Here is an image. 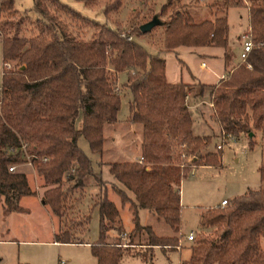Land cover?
<instances>
[{
    "label": "trees",
    "instance_id": "16d2710c",
    "mask_svg": "<svg viewBox=\"0 0 264 264\" xmlns=\"http://www.w3.org/2000/svg\"><path fill=\"white\" fill-rule=\"evenodd\" d=\"M176 1L164 0L159 10L164 16L163 49L178 45L222 46L224 63L228 65L231 52L227 48L226 17L194 22L188 11L172 9ZM109 2L103 6L104 16L120 4L119 0ZM239 5L247 7L252 46L244 61L229 67L208 94L219 129L234 138L245 135L248 147H252L255 131L264 133V0H220L216 9L223 11L227 6ZM32 9L36 14L31 21L33 32L21 35L20 21L8 17L18 11L13 0H0V13L5 15L0 22L1 61L11 62L1 77V211H22L19 198L35 193L23 171L7 169L9 164L22 163L25 154L44 184H53L42 191L40 199L58 217L64 213L67 190L81 188L84 177L93 174L98 184V234L89 246L97 264H117L120 256L136 245L142 250L130 253L139 255L143 264H153V247L175 248L177 233L181 235L180 180L196 163L218 164L216 151L200 153L210 137L191 130L184 102L186 85L166 81L164 58L157 52L149 53L132 37L128 39L129 31L83 15L60 0H32ZM59 12L91 27L89 37L69 35L60 24V16H56ZM138 25L131 29L133 34L142 33ZM124 69H128L125 86L129 92L126 120L140 124L141 141L140 161L107 163L109 173L121 185L113 183L111 189L121 204L129 202L132 209L133 226L125 232L126 242L122 245L120 234L124 231L118 209L106 195L105 182L92 173L90 158L76 140L82 135L90 151L101 152L103 125L116 120L119 108V95L111 84ZM79 114L80 125L75 127ZM174 141L195 156L181 167L170 164ZM22 143L24 149L20 147ZM202 157L205 162H197ZM64 174L72 180L65 189L61 183ZM258 175L261 185L257 188L232 196L226 205L210 206L199 213L200 230L192 237L188 258L180 264H264V249L259 243L264 238V162L258 166ZM140 208L164 222L170 233L157 234L151 224L140 223ZM110 229L116 234L108 241ZM54 238L60 242L82 241L61 227Z\"/></svg>",
    "mask_w": 264,
    "mask_h": 264
},
{
    "label": "rangeland",
    "instance_id": "374dc122",
    "mask_svg": "<svg viewBox=\"0 0 264 264\" xmlns=\"http://www.w3.org/2000/svg\"><path fill=\"white\" fill-rule=\"evenodd\" d=\"M69 6L73 7L81 14L92 17L101 22H105L112 27H118L124 31H129L134 41L141 44L149 53H158L164 58V68L169 80L177 78L179 73L181 77L187 76V65L190 71L197 68V58L195 54L189 52L187 46H180L176 51L174 48L169 50L163 49V34L164 28L161 24L154 25L148 32L133 34L131 29L146 20H148L154 13L159 14L160 7L164 0H119L120 4L116 9H109L104 16L102 10L105 4H109L110 0H60ZM212 5L215 8L214 0H177L172 9H184L190 13L191 19L194 22H200L201 17L197 16L198 11H207V7ZM13 6L18 11L12 15H8L11 21L19 20V34L29 36L33 31L32 18L36 16L32 9V0H13ZM171 10L169 8L167 13ZM49 13L53 12L52 7L49 8ZM61 13V14H60ZM25 14L26 16H21ZM60 16L61 25L69 35H75L80 38H88L92 28L77 19L76 17L67 14L66 12H59L56 16ZM5 16L0 13L1 18ZM208 16V15H203ZM164 19V16H160ZM227 19L229 24L228 37L232 44L227 43V48L234 53L228 61V68L236 65L242 61L237 58L238 42L234 41V34L240 30V33L247 32V18L246 11L243 6H231L227 10ZM203 20V19H202ZM3 29L0 25V30ZM239 33V34H240ZM239 36V35H238ZM179 46V45H178ZM233 52H232V48ZM177 49V48H176ZM1 46H0V69H1ZM124 69L117 73V76L112 81V88L115 93L119 95V108L116 113V120L111 123L103 125V145L101 152H92L89 150L85 138L80 135L77 137L76 143L83 150V152L90 158L92 173L98 174L105 182V190L107 197L114 202L118 209L119 217L126 233L128 229L133 226L132 209L129 208V202L121 204L119 196L111 189V185L118 184L117 180L109 173L107 163L110 161H124L137 160L140 161V141H141V127L139 123L128 122L126 117L128 115V100L129 92L125 86L126 72ZM195 83V82H194ZM190 82L185 87L187 92L184 102L191 104L195 101L191 95L192 90H197V85ZM197 100V98H196ZM207 99L206 102L201 103L198 100L196 108H198L207 123L212 129L205 128L204 131L210 137V141L205 149L201 150L203 154L205 150L216 151L218 153L217 165H193L190 171L180 180L179 183V204L181 209V218L186 224V228H182L180 222L179 233H177V249L180 246H190L191 241L197 236L200 230L197 224L199 213L205 208L210 207L219 202L224 197L227 199L226 204L230 202V198L234 195L245 193L248 189H255L261 185L259 182L258 166L264 162V148L262 146L264 133L255 131L253 136L254 144L248 147L247 138L245 135H240L233 139H224L221 142V148H215V144L220 142L216 125L208 118L209 107L211 103ZM188 109V106H187ZM191 118L194 124L197 125L195 119V110L189 109ZM188 110V111H189ZM190 118V119H191ZM75 127L80 125V114L75 120ZM199 132V129H194ZM171 159L170 164L181 167L183 163H188L194 159V155L186 153L178 142H173L171 145ZM199 163L205 162V157L198 158ZM192 166V165H191ZM16 168L26 173L28 176L31 189L34 190L32 196H24L21 198V204L28 208L26 214H11L7 217V223L10 227L8 235L0 233V236H13L15 238H37L40 242L16 244L1 243L0 251L3 259L0 264H16V259L20 263L27 264H58V259H64L63 264H96L95 258L91 255L90 246L86 243L73 242L62 243L60 246L47 242L52 239V232L58 227L68 229L71 237L82 241L93 242L98 234V214L95 200L97 199L98 184L93 178V174L84 177V185L80 187H70L67 190L68 198L65 204V210L61 217L55 216L49 207L44 204L40 197L42 191L53 186V184H44L42 177L37 174L34 166L30 163L16 164ZM72 171V170H70ZM62 187L65 189L72 183V180L66 179V175L62 176ZM264 185V183H263ZM127 195L131 196L129 190ZM43 204H41V202ZM224 204V205H226ZM215 206V205H214ZM1 208V207H0ZM139 221L142 224H151L157 234L170 233L168 226L157 220L147 209H138ZM87 216V220L85 218ZM58 221V222H57ZM1 223V214H0ZM12 228L14 230H12ZM188 230L192 231L193 239L187 240L186 235ZM116 231L114 229L108 230V241L115 238ZM125 235V234H124ZM121 236V235H120ZM136 240V239H135ZM120 241L126 242L125 236ZM260 247L264 249V238H260ZM139 251L142 247L135 246L127 249ZM155 264H169L163 261L162 252L159 248H153ZM175 256V254H173ZM173 256L171 264H175V257ZM138 258V257H137ZM138 261L135 257L123 258L119 264H135ZM164 262V263H163Z\"/></svg>",
    "mask_w": 264,
    "mask_h": 264
},
{
    "label": "crops",
    "instance_id": "0c3cea01",
    "mask_svg": "<svg viewBox=\"0 0 264 264\" xmlns=\"http://www.w3.org/2000/svg\"><path fill=\"white\" fill-rule=\"evenodd\" d=\"M219 1L220 0H214V4H217ZM239 6H243L245 8L246 18H247V7L245 5H239ZM229 7H231V6H227L222 11L219 8L216 9V5H215V8L212 7V5H209V7L206 8L207 11H204V10L203 11H198L197 12V16L198 17L202 16L200 18L201 20L202 19L213 20L215 17H217L219 15H224L226 17V22H227V33H226L227 43L228 44H232V41L229 40V37H228L229 24H228V19H227V10H228ZM204 14L208 15V16H203ZM247 27H248V25H247ZM239 33H240V30H238V32L234 34V38H235L234 41L238 42V46H239V40H238ZM180 46H186V45L176 46V47H174L173 51L178 50L180 48ZM187 47L189 48V52L195 54V56L197 58V68L195 70H193V71H190L189 67L187 65H185V69L187 70V76L182 78L181 74L179 73L177 78H175L174 80H169L167 78V75H166V72H165V68H164V76H165L166 81H168V82H178V81H180V82L184 83L186 86H188L190 84V82H192V83L195 82L194 84L197 85V90H192L191 89V91H190V92H192L191 97L195 101H191L190 105H188V103L186 102V106H188V110L190 108H193L195 110V115H196L195 121H196L197 125L194 124V120L191 118V112L189 110V114H190V118H191V130H192L193 134L202 136V135H206V133L204 131L205 128L212 129V127H211V124L209 125L207 123V120L203 116L202 112L198 108H196L197 104H194V103H196L198 100H200L201 103H204V102L207 101V99L209 98V94L208 93H209V90H210L211 86L213 84H215L220 78H222L225 75V73H226V71L228 69V66L225 65V63H224V57H223L224 48L222 46H217V45H213V44H207V45L187 46ZM234 47L235 46H233V48L231 49L232 52H233ZM238 49H239V47H238ZM237 52H238V50H237ZM231 56H233V58H235L234 57V53ZM200 84H203V86L201 87ZM196 98H197V100H196ZM209 109H210L209 112L206 113L207 114V118L212 123H214V125H216L217 129H219V126H218V123H217L216 119L213 118V116H212V108L209 107ZM116 122H117V119H116ZM194 129H199V132H195ZM25 175H26V173H25ZM26 178H27V181H28V176L27 175H26ZM28 185L31 187V185L29 184V181H28ZM32 195L33 194L23 195V196H21L19 198L18 203H19L20 206L23 207L22 211H10L8 213H3L1 211V208H0V214H1L0 233L3 232V234L8 235L9 231L11 230L10 227L8 226V223H7V217L9 215H11V214L18 215V214H26V213H28V208L21 204V198L24 197V196H32ZM222 198H224V197H222ZM41 204H43V203L41 202ZM216 204H218V203H216ZM216 204H214V205H216ZM214 205H212V206H214ZM180 216H181V209H180ZM181 223H182V228H186V224H185V222H184V220L182 218H181ZM58 228L59 227H58V223H57L56 228L52 232V235H53L52 239L48 240L47 242H51L52 244L57 245V246H60V244H62V243H73V242L56 241L55 238H54V234L57 232ZM12 230H14V229L12 228ZM128 230H130V228ZM188 231H190V230H188ZM124 234H125V231L120 234L121 238H124V236H126V234L125 235ZM38 241L40 242V240H37V238H33V237H31V238H28V237L15 238L13 236H10V237L9 236H5V237L0 236V244L1 243L15 244L14 242H16V244H18L20 242H23L22 244H24V243H34V242H38ZM80 243H86V244L89 245L91 242L81 241ZM153 248H159V247H153ZM159 249L162 252L163 261L165 260L169 264H171V262H172V259H173V256H174L173 254H175V256H174L175 257V264H180L181 260L188 258L189 251H190L189 244H188V247L187 246H180L178 249L176 247L172 248V249L167 248V247L159 248ZM153 255H154V252H153V249H152V261H153V264H155V262L153 260V257H154ZM92 256L95 258V262L97 264V258L94 255H92ZM127 257L128 258L135 257L136 259H138V261L135 264H143V261H142V259H141V257L139 255L132 254L128 250H126L120 256L117 264H119L121 259L127 258ZM2 259H3V255L1 254V251H0V262L2 261ZM15 263L18 264L20 262H18L17 259H16ZM63 263H65L64 259L59 258L58 259V264H63Z\"/></svg>",
    "mask_w": 264,
    "mask_h": 264
},
{
    "label": "built area",
    "instance_id": "2783aa9c",
    "mask_svg": "<svg viewBox=\"0 0 264 264\" xmlns=\"http://www.w3.org/2000/svg\"><path fill=\"white\" fill-rule=\"evenodd\" d=\"M127 38L129 39V38H131V36L130 35H127ZM238 40H239V50H238V53H237V58H238L239 61H244V59L247 56V52L250 50V48L252 46V42H251V40H250V38L248 36V31L247 32L240 33L239 36H238ZM247 66H249V64H247ZM10 67H11V62L10 61H7V60L2 61V65H1V69H0V93H1V89H2V86H1V77H2L3 71L5 69L10 68ZM187 95L188 94H186V96ZM186 96H185V98H186ZM218 137L220 138L221 141L220 142H217L215 144V148H217V149H220L221 148V142H222V140H224V139H233L234 140V137L231 134L224 133L221 130H219ZM20 147L22 149H24V144L22 143L20 145ZM29 158H30L29 155L28 154H25L24 155V159L25 160L22 163H30V159ZM7 169L9 171H14L16 169V164H9L7 166ZM226 202H227V199L226 198H222L218 202V204H216L215 206H222V205L226 204ZM192 236H193L192 231L191 230L188 231V233L186 235V238L189 240V239H192ZM177 247H178V245H176V248Z\"/></svg>",
    "mask_w": 264,
    "mask_h": 264
},
{
    "label": "water",
    "instance_id": "95a60500",
    "mask_svg": "<svg viewBox=\"0 0 264 264\" xmlns=\"http://www.w3.org/2000/svg\"><path fill=\"white\" fill-rule=\"evenodd\" d=\"M162 19L159 17V14L154 13L148 20L140 23L138 29L142 32H148L154 25L161 24Z\"/></svg>",
    "mask_w": 264,
    "mask_h": 264
}]
</instances>
